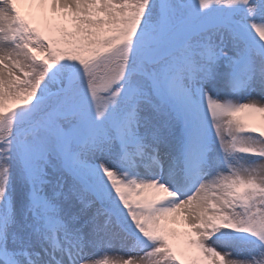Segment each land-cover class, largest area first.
Here are the masks:
<instances>
[{"label": "snow or ice", "instance_id": "1", "mask_svg": "<svg viewBox=\"0 0 264 264\" xmlns=\"http://www.w3.org/2000/svg\"><path fill=\"white\" fill-rule=\"evenodd\" d=\"M255 86L264 0H0V264H264Z\"/></svg>", "mask_w": 264, "mask_h": 264}, {"label": "rangeland", "instance_id": "2", "mask_svg": "<svg viewBox=\"0 0 264 264\" xmlns=\"http://www.w3.org/2000/svg\"><path fill=\"white\" fill-rule=\"evenodd\" d=\"M250 94L252 95L253 98L259 100L260 96L264 93H261V89L259 88V86H255L253 90H250ZM249 95V93H241L239 95H237V99H240L241 96L247 97ZM172 227H174L176 230H185V225H183L182 223H171L169 224ZM180 243L181 246L182 242H178ZM122 241L117 240L113 242L112 245V251H101L100 252V257H102L103 255H109V256H118V255H122ZM98 257V258H100Z\"/></svg>", "mask_w": 264, "mask_h": 264}, {"label": "bare ground", "instance_id": "3", "mask_svg": "<svg viewBox=\"0 0 264 264\" xmlns=\"http://www.w3.org/2000/svg\"><path fill=\"white\" fill-rule=\"evenodd\" d=\"M169 228H171V229H174V230H176L174 227H172L171 225H169ZM177 232H183V230H176Z\"/></svg>", "mask_w": 264, "mask_h": 264}]
</instances>
